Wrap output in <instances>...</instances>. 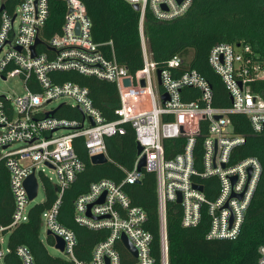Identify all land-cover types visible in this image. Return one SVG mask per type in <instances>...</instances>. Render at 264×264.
I'll return each instance as SVG.
<instances>
[{
	"label": "built area",
	"instance_id": "built-area-1",
	"mask_svg": "<svg viewBox=\"0 0 264 264\" xmlns=\"http://www.w3.org/2000/svg\"><path fill=\"white\" fill-rule=\"evenodd\" d=\"M62 1L65 12L59 31L43 38L41 33L50 13L49 0H0V77L17 75L25 88V92L14 97L0 94V161L8 171L13 199L11 222L0 226V260L10 252L8 246L5 250L1 247L4 232L8 234L15 225L28 219L32 200L28 199L24 180L34 172L36 178L37 174H43L58 188V198L41 214V225L45 231L61 237L62 252L70 264L154 263L150 253L152 235L143 227L145 212L131 205L121 185L110 179L91 183L74 201L76 222L91 229L108 230L107 236L94 245L88 260L74 256L75 234L57 219L61 193L84 168L73 140L83 139L89 160L92 155L107 156L105 137L122 133L123 123L132 126L135 142L142 148L123 182H137L143 169L155 173L160 264H167L166 203H176L178 194L182 226H196L205 210L209 218L206 238H236L257 185L261 163L252 155L234 158L235 148L244 144L245 137L234 131L230 114H244L255 133L264 132V86L254 93L250 91L252 81H264V65L251 63L246 55L250 52L248 46L239 48L224 42L213 45L207 62L221 79L230 100L228 106H214L210 83L196 69H182L184 56L175 54L166 60L164 67L158 68L146 51L142 30L146 11L158 21H169L184 14L192 0H125L139 7L143 64L134 74L118 63L113 54L106 57L92 41L83 3ZM37 37L41 43L32 55L31 45ZM41 47L44 50H39ZM67 70L115 84L118 93L115 119L107 120L93 105L86 86L53 81L52 72ZM125 78L129 84L124 83ZM183 87L197 90L198 100H182ZM61 96L73 100L72 104H65L75 108L79 117H56V107L45 109V104ZM52 110L53 114L46 116ZM177 137L181 138L182 149L166 159L163 140ZM141 156L145 164L138 171L136 165ZM44 168L53 176L44 174ZM209 177L216 179L210 198L205 195L202 183ZM193 184L201 185L203 190ZM103 193V202L95 203ZM89 204L91 216L86 215ZM122 233L134 247L136 256L124 247ZM118 242L133 262L121 260ZM14 253L21 264H35L28 247L19 245ZM257 254V263L264 264V244L258 246Z\"/></svg>",
	"mask_w": 264,
	"mask_h": 264
},
{
	"label": "trees",
	"instance_id": "trees-1",
	"mask_svg": "<svg viewBox=\"0 0 264 264\" xmlns=\"http://www.w3.org/2000/svg\"><path fill=\"white\" fill-rule=\"evenodd\" d=\"M90 20V36L106 57L112 54L118 63L134 74L143 64L139 33V11L125 0H80ZM50 13L41 33L47 38L59 31L65 7L62 0H49ZM143 36L146 51L155 66L162 68L166 60L175 54L184 56V67L200 72L210 83L211 103L228 106L230 100L219 76L210 68L207 55L218 43H229L239 48L249 47L251 63L264 65V0H192L186 12L169 21H158L148 11L143 20ZM44 50V48H39ZM54 82L72 81L86 86L93 105L107 120L115 119L118 93L113 82L76 71L51 73ZM264 81L250 83V91L263 88ZM182 100H198L197 90L181 89ZM54 116L75 118L79 112L61 103ZM234 131L245 137L243 145L235 148V159L256 156L261 172L240 228L234 239L206 238L209 218L202 210L199 223L193 227L181 225V206L166 203L167 264H258L257 248L264 244V132L255 133L242 113H231ZM123 132L105 137L108 160L92 164L81 137L73 140L74 149L83 161L84 168L63 190L58 208V221L75 234L73 254L77 259L88 260L94 245L104 239L106 228L91 229L74 220V201L86 192L91 183L102 178L120 184L131 205L139 206L146 214L143 227L152 235L150 253L153 264H160L159 220L157 210L156 177L152 171L142 170L137 182H123L137 157L135 133L129 123H123ZM199 144V141H198ZM181 138L163 140L164 157L170 158L182 149ZM199 146V145H198ZM198 148V147H197ZM199 154V150L197 151ZM215 177L203 179L207 197L213 194ZM44 197L29 206L28 219L15 225L8 233L10 249L5 264H21L14 250L24 245L31 251L35 264H70L66 258L48 253L41 238V214L58 198V188L46 176L40 174ZM211 186V187H210ZM13 199L8 185V171L0 161V226L11 222ZM6 232H4L5 234ZM45 241L54 245V237L45 235ZM121 260L133 258L118 242Z\"/></svg>",
	"mask_w": 264,
	"mask_h": 264
},
{
	"label": "water",
	"instance_id": "water-1",
	"mask_svg": "<svg viewBox=\"0 0 264 264\" xmlns=\"http://www.w3.org/2000/svg\"><path fill=\"white\" fill-rule=\"evenodd\" d=\"M132 7L136 10H138V5L137 4H132ZM41 40L37 37L34 41V43L31 45V54L34 55L35 54V47L36 45L40 44ZM159 73L160 70H157V76L159 77ZM124 83L125 84H129V79L125 78L124 79ZM141 84L143 85V81H141ZM58 107V106H57ZM56 107V108H57ZM55 110V109H54ZM54 110L48 112L46 114V116L48 115H52ZM217 117V116H216ZM136 154L138 155L141 151V146L139 144H136ZM108 160L107 156H105L104 154H97V155H92L90 156V162L92 164H98V163H104ZM145 164V158L144 156H141L137 162L136 165V169L138 171L142 170V168L144 167ZM24 185L27 191V196L29 200H33L36 195H37V186H38V182H37V178L34 175V172H31L24 180ZM193 187L199 189L200 191L203 190V187L201 185H197V184H193ZM103 196L104 193L99 197V199H97L95 201V203H101L103 202ZM238 197H240V195H238ZM181 199H180V195L178 194L177 198H176V203H180ZM91 204L88 205L87 210H86V215L91 216L89 208H90ZM96 219H99L101 217H95ZM46 235H52L54 237V248L58 249L59 251H63L64 248V243L63 240L61 239V237H59L58 235H53L51 234V232L49 230L46 231ZM120 239L124 245V247L134 256H136V251L134 249V247L131 245V243L128 241L127 237L122 233L120 235Z\"/></svg>",
	"mask_w": 264,
	"mask_h": 264
},
{
	"label": "rangeland",
	"instance_id": "rangeland-1",
	"mask_svg": "<svg viewBox=\"0 0 264 264\" xmlns=\"http://www.w3.org/2000/svg\"><path fill=\"white\" fill-rule=\"evenodd\" d=\"M23 92H25V88H24V84H23V82L19 76H17V75L9 76L6 79H3L0 77V94L14 97V96L19 95ZM61 103L72 104L73 100L67 96H61V97L55 98L51 102L45 104L44 107L46 110H50V109L57 107ZM44 174L53 176V174L50 172V170L48 168H44ZM37 178H38V183H39L38 188H37V195L32 200L31 204H33L34 202H38V201L42 200L44 197L43 188H42V184L40 181V174H37ZM45 235H46V231H45L44 227H41V238L43 240V243H44L48 253H50L51 255L67 258V255L64 252L59 251L58 249L54 248L53 245H50L45 241ZM7 236H8L7 233L3 234V236H2L1 247L3 250H5V248L7 247ZM0 264H5V263L3 260H0Z\"/></svg>",
	"mask_w": 264,
	"mask_h": 264
}]
</instances>
